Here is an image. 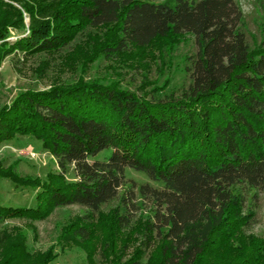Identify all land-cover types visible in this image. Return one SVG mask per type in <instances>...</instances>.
Returning <instances> with one entry per match:
<instances>
[{
    "label": "trees",
    "instance_id": "1",
    "mask_svg": "<svg viewBox=\"0 0 264 264\" xmlns=\"http://www.w3.org/2000/svg\"><path fill=\"white\" fill-rule=\"evenodd\" d=\"M242 18L234 0H0V62L14 52L55 53L104 26L113 37L96 49L108 56L185 33L198 45L180 96L154 100L117 82L79 80L19 93L2 106L0 144L33 137L59 171L42 179L0 166L1 178L37 189L34 207L0 204V221L44 219L80 204L88 212L64 237L87 242L101 205L120 198L113 221L121 229L135 208L133 183L125 187L131 168L162 183L138 186L154 206L143 245L161 242L160 264H264V240L243 230L254 215L235 187L264 184V46H249ZM104 149L110 155L89 161ZM71 167L76 181L65 179ZM47 257L27 253L22 234L0 233V264Z\"/></svg>",
    "mask_w": 264,
    "mask_h": 264
},
{
    "label": "rangeland",
    "instance_id": "2",
    "mask_svg": "<svg viewBox=\"0 0 264 264\" xmlns=\"http://www.w3.org/2000/svg\"><path fill=\"white\" fill-rule=\"evenodd\" d=\"M151 1L173 4V0ZM234 1L242 12L240 29L249 46H264V0ZM23 17L27 27L29 16L24 12ZM112 37L107 26L88 28L55 53L42 52L28 57L19 52L5 55L0 62V109L12 103L19 93L41 91L59 83L72 84L79 80L85 83L117 82L124 89L154 100L180 96L187 90L191 82L189 68L198 53L192 34L185 33L171 40L158 38L149 46H130L128 51L114 56L99 54L97 46ZM110 153L111 149H104L89 161L103 160ZM0 166H11L18 175L40 176L42 179L48 171H59L54 157L41 147L37 139L21 135L0 144ZM125 177L129 180L125 187L133 183L135 208L125 214L130 222L121 229L113 221L115 209L123 211L120 198H117L101 205L93 220V237L87 242L64 237L68 236L65 230L88 212L80 204L56 207L44 219L8 217L0 221V233L22 234L26 251L31 256L39 254L41 257L48 253L43 264H130L135 259L138 264H160L161 242L155 240L149 248L143 245L146 224L152 217L154 206L149 198L140 194L138 186L149 184L162 188V183L131 168L125 169ZM65 179L76 181L72 167ZM235 187L244 196L245 210H251L254 215L243 230L263 241L264 184L257 188L245 184H236ZM36 191L16 186L9 178L0 177V204L3 206L34 207Z\"/></svg>",
    "mask_w": 264,
    "mask_h": 264
}]
</instances>
